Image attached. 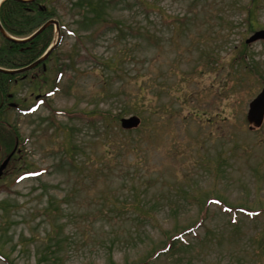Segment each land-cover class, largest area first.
Returning <instances> with one entry per match:
<instances>
[{"label": "rangeland", "instance_id": "obj_1", "mask_svg": "<svg viewBox=\"0 0 264 264\" xmlns=\"http://www.w3.org/2000/svg\"><path fill=\"white\" fill-rule=\"evenodd\" d=\"M54 3L69 29L46 64L51 82L12 90L36 109L8 112L26 142L0 178V264H264V121L246 120L264 86V40L245 43L264 30V0H111L110 22L87 27L69 0ZM132 115L141 125L122 129ZM125 138L136 146L103 154ZM147 211L154 226L137 218ZM205 213L189 246L153 257Z\"/></svg>", "mask_w": 264, "mask_h": 264}, {"label": "trees", "instance_id": "obj_2", "mask_svg": "<svg viewBox=\"0 0 264 264\" xmlns=\"http://www.w3.org/2000/svg\"><path fill=\"white\" fill-rule=\"evenodd\" d=\"M69 1H70V6L68 9L70 10V12L76 9V15L82 18L80 22L76 21L81 26L86 25L87 27L89 23L91 24V22H95L97 20L99 23H101L102 26L110 22L108 21L109 19L104 18L105 15H107L106 13L107 10L106 11L104 10L105 12L103 13L102 12L103 8L101 7L104 4V2L105 4L109 5V3H111V0L108 1L69 0ZM112 3L114 2L112 1ZM246 8L248 14H250V19L248 21L249 24L248 28L253 29L255 23L254 22L255 11L257 7L251 5L250 7H246ZM145 13L146 15H148V11ZM103 15L104 17H102ZM171 17L172 18L168 21L167 25L169 24L172 25L173 22L178 21V16H171ZM50 18H56L59 22V30L57 31V33L54 32L53 26H49L47 29H45L40 34L36 35L30 40L15 41V40L3 38V41L0 44V67L7 69H14L33 62L45 52V50L49 47V45L52 42H56L53 51L47 57V59L43 63L32 68L31 70L19 74L6 73L0 71V153H1L0 156L1 155L6 156L8 153L12 151L16 142L19 143L23 140L16 124L15 123L13 124L9 120L8 112L12 110H18L20 114H31L35 111L36 108L35 105L21 107L17 103L15 107H11L10 103H12L14 100V93L12 91L13 88L17 86L18 83H21L24 80H29V82H33L34 80L40 79L43 76L45 77L46 75L47 77L44 78L45 80L44 83H46V79L51 82V77L48 76V72L50 71L51 67H48L46 64L52 60L55 51L60 47L63 38L65 36L63 30L69 29L67 25L63 23V19L61 18V13H60V7L58 6V4L54 3V0H31V1L2 0L0 3V24L8 34H10L15 38L27 37L34 31H36L46 20ZM111 23H113L111 24L112 28L110 27L109 30H117L121 34L127 28H129V30L132 28L129 26H127L126 28H122L121 26H119V23L115 21ZM101 30L105 31L107 29L102 28ZM142 30L143 29H140V27H135L132 28L131 32L133 33L136 32L137 33L136 35H143L141 33ZM70 32L76 34V31L70 30ZM142 32L144 34H147L148 29L143 30ZM43 64L46 65L45 70L42 68ZM57 74L58 75L55 78H53L52 88L49 91V94H52L55 90H57V86L60 81V76L62 75V71H58ZM113 117L115 116L113 115ZM105 126L109 127L110 124L106 122ZM108 131H112V130L109 129ZM123 137L125 136L123 135ZM131 141L132 139L128 140L127 138H125V140L121 139L119 142L107 141L108 145H110V149H107L103 154L104 155L110 154L111 149L117 146L118 148L116 147V150L115 151L112 150V151L120 155L125 151L126 147L130 146V144H132L131 147L133 148L136 146L137 143L135 142L131 143ZM24 142H26L25 139L20 144ZM72 147H75V145H72ZM20 151H21L20 149L16 150V152L11 157L8 166L10 165V163L13 162L15 163V161L18 160L17 155L20 153ZM68 153L70 155L72 154V156L74 155L72 150H69ZM71 162H74V160L72 159ZM5 175H7V171L5 172L4 176ZM134 203L138 208L140 204L139 200H135ZM121 205L123 206L124 204L122 203ZM114 206L116 207V204H114L113 207ZM111 211L113 212L114 210L112 209ZM117 212H118L117 215H113L114 218H118L120 220H123V218L125 219L124 214L120 212V209H118ZM136 215L138 216L137 217L138 219L145 220L146 222H149V224H151L152 226L155 225L154 223L156 222V217L153 214H151L149 211H147L146 213L137 212ZM206 216H207L206 213L199 215L197 217L198 219L196 220V222L193 223L192 226L187 227V229H185L184 231L175 234L174 236H172L171 239L165 241L161 247L153 251V257L155 258L159 254H163L168 251L174 252L177 250V245L179 249L180 246L179 244H185L186 246L187 245L189 246L190 242L184 236L192 233L194 237H197L196 230L199 227L204 226L203 222ZM101 217H104L105 219L108 220H111L112 218L111 216L106 217V215L104 216V214H101ZM57 236H58L57 232H54L52 235L49 236L50 241L52 239L56 240L55 238ZM55 245L56 247L53 250V254H55L57 258V253L60 250L61 245L58 242ZM0 258L3 259L5 262L8 259L7 256L2 253L1 250H0ZM139 264H151V263L150 262L147 263V261H143L140 262Z\"/></svg>", "mask_w": 264, "mask_h": 264}, {"label": "water", "instance_id": "obj_3", "mask_svg": "<svg viewBox=\"0 0 264 264\" xmlns=\"http://www.w3.org/2000/svg\"><path fill=\"white\" fill-rule=\"evenodd\" d=\"M50 24H54L56 28L58 27L57 21L54 19H50L45 24H43L42 27H40L35 33H33L29 38L40 33L43 29H45ZM0 33L4 37L12 38L4 31V29L2 28L1 25H0ZM258 39H264V30L255 31L252 35H250L246 39V43H250V42L256 41ZM53 46H51L43 56H41L40 58H38L36 61H34L33 63H31L29 65H26L24 67H20L16 70H5V69L0 68V71L9 72V73H19V72H24L26 70H29V69L35 67L36 65H38L39 63H41L43 60H45L46 57L51 52ZM246 118H247V121H248L251 129L261 126L263 119H264V86L261 89V91L249 102ZM120 122H121V127L125 128V129H130V128L137 127L139 125L140 119L136 115H132L128 118H122ZM12 154H13V152L11 154H9L0 163V177L3 173V170L7 166L9 159H10Z\"/></svg>", "mask_w": 264, "mask_h": 264}]
</instances>
